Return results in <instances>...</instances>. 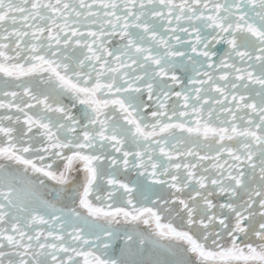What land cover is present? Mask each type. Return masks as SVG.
<instances>
[{"label":"snow or ice","instance_id":"obj_1","mask_svg":"<svg viewBox=\"0 0 264 264\" xmlns=\"http://www.w3.org/2000/svg\"><path fill=\"white\" fill-rule=\"evenodd\" d=\"M0 264H264V0H0Z\"/></svg>","mask_w":264,"mask_h":264},{"label":"flooded vegetation","instance_id":"obj_2","mask_svg":"<svg viewBox=\"0 0 264 264\" xmlns=\"http://www.w3.org/2000/svg\"><path fill=\"white\" fill-rule=\"evenodd\" d=\"M217 47L220 48V49H223V47L221 48L220 45H218ZM184 63H185V64H188L189 62H188L187 60H185ZM196 67L198 68L199 65H196ZM187 75H189V76L192 75V67H191V65H189V68H188V70H187Z\"/></svg>","mask_w":264,"mask_h":264},{"label":"water","instance_id":"obj_3","mask_svg":"<svg viewBox=\"0 0 264 264\" xmlns=\"http://www.w3.org/2000/svg\"><path fill=\"white\" fill-rule=\"evenodd\" d=\"M220 47L222 48V47H224L223 45H220Z\"/></svg>","mask_w":264,"mask_h":264}]
</instances>
